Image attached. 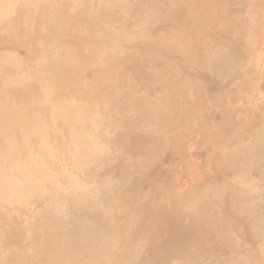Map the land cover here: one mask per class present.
<instances>
[{"label": "rangeland", "instance_id": "1", "mask_svg": "<svg viewBox=\"0 0 264 264\" xmlns=\"http://www.w3.org/2000/svg\"><path fill=\"white\" fill-rule=\"evenodd\" d=\"M7 1L0 264H264V0ZM17 19L26 20L18 38ZM25 44L36 53L22 55ZM58 57L79 70L69 73ZM53 75L61 89L50 98L44 88L33 106L35 81Z\"/></svg>", "mask_w": 264, "mask_h": 264}, {"label": "bare ground", "instance_id": "2", "mask_svg": "<svg viewBox=\"0 0 264 264\" xmlns=\"http://www.w3.org/2000/svg\"><path fill=\"white\" fill-rule=\"evenodd\" d=\"M1 1H3V0H1ZM6 1H7V0H6ZM11 1H12V0H11ZM11 1H10V2H11ZM18 1H19V0H18ZM18 1L16 0L15 2L17 3ZM20 1H24V0H20ZM20 1L18 2V4H16V3H15V4H16V5H19V3H21ZM25 1H26V0H25ZM25 1H24L23 3H25ZM57 1H58V3L61 2V0H60V1H59V0H51V1L49 0V1H48V4H46V5H47V6L50 5L49 7H50V8H53V6L55 5V3H56ZM66 1H67V0H66ZM70 1H71V0H70ZM76 1L79 2V0H76ZM76 1H75V2H76ZM135 1H136V0H135ZM4 2H5V0H4ZM7 2L9 3V1H7ZM26 2H29V1H26ZM32 2H33V1H32ZM53 2H54V3H53ZM63 2H64V1H63ZM67 2H69V1H67ZM71 2H74V0H72ZM155 2H156V1H155ZM161 2H162V1H161ZM30 3H31V2H30ZM30 3H29V4H30ZM44 3H45V2H44ZM85 3H86V2H85ZM106 3H107V2H106ZM5 4H6V3H5ZM10 4H11V3H10ZM12 4L15 6L14 1H13ZM56 4H57V3H56ZM66 4H67V3H66ZM70 4H71V3H70ZM72 4H73V3H72ZM77 4L79 5L80 2H79V3H76V5H77ZM89 4H90V3H89ZM89 4H88V5H89ZM168 4H169V3H168ZM182 4H183V3H182ZM6 5H7V4H6ZM23 5H24V4H22V6H23ZM25 5H28V4L26 3ZM30 5H31V4H30ZM59 5H60V4H59ZM68 5H69V4H68ZM73 5H74V4H73ZM73 5H72V6H73ZM78 5H77V6H78ZM99 5H100V4H99ZM101 5H102V4H101ZM117 5H118V4H117ZM11 6H12V5H11ZM62 6H63V5H62ZM62 6H61V7H62ZM2 7L4 8L3 5H2ZM7 7H8V6H7ZM19 7H20V5H19ZM24 7H25V6H24ZM28 7H30V6L28 5ZM42 7H44V6L42 5ZM54 7H55V6H54ZM74 7H76V6L74 5ZM79 7H80V6H79ZM157 7H158V8H161V7H162V4H161V3H158V4H157ZM262 7H263V5H262ZM15 8H16V6H15ZM15 8L13 7V9H10V10H12V11L14 12V11H15V10H14ZM44 8H45V7H44ZM44 8H42V9H44ZM47 8H48V7H47ZM55 8H56V7H55ZM58 8H59V7H58ZM62 8L64 9V7H62ZM70 8H71V7H70ZM24 9H25V8H24ZM32 9H34V7L31 8V9H29V10L31 11ZM38 9H40V8H37V10H38ZM42 9H41V10H38V11L35 10V12H36V11H37V12H40V11H42ZM48 9H49V8H48ZM67 9H69V8H66V9H64V10L66 11ZM71 9H72V8H71ZM92 9H93V8H92ZM5 10H6V9H5ZM10 10H9V9L7 10V13H8V14L11 12ZM16 10H17V9H16ZM26 10H27V8H26ZM64 10H63V12H65ZM77 10H78V9H77ZM90 10H91V9H90ZM142 10H143V9H142ZM156 10H157V9H156ZM170 10H171V9H170ZM8 11H10V12H8ZM23 11H24V10H23ZM27 11H28V10H27ZM30 11H29V13H30ZM52 11H53V10H52ZM13 12H11V13H13ZM32 12L35 13L34 11H32ZM49 12H51V11H49ZM81 12H82V11H81ZM98 12H100V11H98ZM146 12H147V11H146ZM14 13H16V12H14ZM14 13H13V14H14ZM26 13H28V12H26ZM54 13H55V12H54ZM61 13H62V12H61ZM66 13H68V12L66 11ZM72 13H73V12H72ZM88 13H89V12H88ZM147 13H148V12H147ZM149 13H150V12H149ZM16 14H17V13H16ZM37 14H38V13H36V15H37ZM52 14H53V12H52ZM76 14H77V13H76ZM85 14H87V13H85ZM89 14H90V13H89ZM27 15H28V14H27ZM30 15H35V14H30ZM30 15H28V16L30 17ZM57 15H58V14H57ZM65 15H66V14H65ZM73 15H74V14H73ZM73 15H72V16H73ZM90 15H92V14H90ZM149 15H150V14H149ZM166 15H167V14H166ZM250 15H254V17H253L254 19L252 18V19H253V23H256L257 21H259V20L262 18V17H261V13H260V15H259V14H250ZM11 16H13V15H11ZM42 16H43V15H42ZM88 16H89V15H88ZM116 16H117V15H116ZM151 16H152V15H151ZM162 16H163V14L161 15V17H162ZM29 17H28V18H29ZM34 17H36V16H34ZM51 17H52V15H51ZM56 17H58V16H56ZM56 17L54 16L55 19H56ZM10 18H12V17H10ZM89 18H90V17H89ZM141 18H142V17H141ZM60 19H61V18H60ZM60 19H59V20H60ZM67 19H68V18H67ZM250 19H251V18H250ZM6 20L8 21V19H6ZM9 20H10V19H9ZM19 20H20V21H19ZM119 20H120V19H119ZM17 21H18V23H16V26H15V33H14V34H16L15 37L18 38V34L21 35V32H23V31L25 30L23 24H25L26 20H23V19H22V20H21V19H17ZM27 21H28V20H27ZM34 21H35V20H34ZM53 22L56 23V20L53 21ZM57 22H58V19H57ZM60 22H61V21H60ZM64 22H65V21H64ZM161 22H162V21H161ZM168 22H169V21H168ZM22 23H23V24H22ZM55 23H54V24H55ZM9 24H10V23H9ZM48 24H49V23H48ZM56 24H57V25H56ZM56 24H55L56 26H59L61 23H60L59 25H58V23H56ZM71 24H72V23H71ZM159 24H160V23H158V25H159ZM10 25H11V24H10ZM29 25H30V24H29ZM55 25L53 26V28L55 27ZM102 25H103V24H102ZM167 25H168V24H167ZM0 26H1V25H0ZM34 26H35V25H34ZM49 26H50V24H49ZM61 26H62V25H61ZM64 26H65V25L63 24V28H65ZM159 26H160V25H159ZM47 27H48V26H47ZM50 27H51V26H50ZM10 28H11V27H10ZM30 28H31V27H30ZM33 28H34V27H33ZM33 28L31 29V31H33ZM58 28H59V27H58ZM105 28H106V27H105ZM150 28H151V27H150ZM253 28H254V29L251 30V35H252V37L256 40L257 37H258V26L253 25ZM61 29H62V28H61ZM159 29H160V28H159ZM51 30H52V29H51ZM51 30H49V31H51ZM67 30H68V29H67ZM167 30H168V29H167ZM10 31H11V29L9 30V32H10ZM82 31H83V30H82ZM132 31H134V30H132ZM5 32H6V31H5ZM25 32H26V31H25ZM103 32H104V31H103ZM141 32H142V31H141ZM141 32H140V33H141ZM154 32H155V31H154ZM156 32H157V31H156ZM33 33H34V32H33ZM63 33H64V32H63ZM144 33H145V32H144ZM14 34H13V35H14ZM53 34H54V32H53ZM53 34H51V36H49L48 38H50V37L52 38V36H53V37L57 36L56 34H54L55 36H54ZM61 34H62V32H61ZM156 34H157V33H156ZM261 34H262V33H261ZM49 35H50V33H49ZM81 35H82V34H81ZM43 36H44V35H43ZM63 36H64V35H63ZM107 36H108V35H107ZM137 36H138V35H137ZM154 36H155V35H154ZM58 37H59V36H58ZM58 37H57V38H58ZM100 37H101V35H100ZM122 37H123V36H122ZM263 37H264V36H263ZM263 37H262V38H263ZM95 38H96V37H95ZM101 38L103 39V36H102ZM55 39H56V37H55ZM46 40H47V39H46ZM97 40H99V39H97ZM148 40H149V39H148ZM12 41H13L14 43H17V42H18L17 40L14 41V38H12ZM16 41H17V42H16ZM49 41H50V40H49ZM56 41H57V40H56ZM13 42H11V43H13ZM45 42H47V41H45ZM96 42H97V41H96ZM132 42H133V41H132ZM150 42H151V40H150ZM97 43H98V42H97ZM49 44H50V43H49ZM57 44H58V43H57ZM57 44H56V45H57ZM30 45H31V46H29V45H28V46H29L30 48H32V44H31V43H30ZM47 46H48V45H47ZM63 46H64V44H63ZM101 46H102V45H101ZM34 47H35V46H34ZM34 47H33V48H34ZM36 47H37V46H36ZM53 47H54V46H53ZM53 47H52V48H53ZM60 47H61V46H60ZM19 48H20V47H19ZM24 48H25V49L27 48V47H26V44H25V46H23V49H24ZM30 48H28V49H30ZM33 48H32V49H33ZM43 48H44V47H43ZM48 48H49V47H48ZM57 48H58V47H57ZM113 48H114V47H113ZM21 49H22V48H21ZM23 49H22L21 51H23ZM28 49L24 50V53L22 54V55H25V57L27 56L26 52L28 51ZM32 49H30L31 53H33V52L36 50V48H35L33 51H32ZM45 49H46V48H45ZM53 49H54V48H53ZM83 49H84V48H83ZM38 50H39V49H38ZM38 50H37V51H38ZM49 50H50V49H49ZM51 50H52V49H51ZM30 51H29V53L27 52V53H28V57L30 56L29 54H31ZM50 52H51V51H50ZM53 52H54V51H53ZM62 52H63V51H62ZM103 52H104V51H103ZM105 52H106V51H105ZM14 53H15V52H14ZM34 53H36V51H35ZM44 53H45V52H44ZM109 53H110V52H109ZM12 54H13V53H12ZM39 54H40V53H39ZM54 54H55V53H54ZM57 54H58V52H57ZM112 54H113V52H112ZM1 55H2V54H1ZM66 55H67V56H66ZM66 55H65V60H66V57L69 56V53L66 54ZM102 55L104 56V54H102ZM217 55H218V54H217ZM41 56H43V55H41ZM59 56H60V54H59ZM226 56H227V55H226ZM234 56H235V55H234ZM33 57H34V54H33ZM62 57H64V56H62ZM228 57H229V56H228ZM58 58H59V57H58ZM58 58H57V59H58ZM71 58H72V57H71ZM71 58H70V59H71ZM53 59H54V58H53ZM59 59H60V62H59L58 60H57V61L60 63L59 66H61V68H63V69L66 70L69 66H72V65H70V63L72 62L71 60H68L69 62L71 61L70 63H68L67 61H63V60L61 59V57H60ZM105 59H106V58H105ZM215 59H216V58H215ZM219 59H220V58H219ZM226 59H227V57H226ZM54 60H56V59H54ZM236 60H238L237 63H239L240 58H237V57H236ZM25 61H27V60L25 59ZM222 61H224V60H222ZM48 62H49V61H48ZM66 62H67V63H66ZM207 62H208V59H207ZM211 62H212V64H213L214 61H211ZM211 62H210V63H211ZM217 62H218V60H217ZM59 63H58V64H59ZM224 63H225V62H224ZM237 63H236V64H237ZM33 64H34V63H33ZM55 64H56V62H55ZM58 64H57V65H58ZM208 64H209V63H208ZM225 64H226V63H225ZM231 64H232V62H231ZM217 65H218V64H217ZM22 66H23V65H22ZM22 66L20 67L21 69L24 67V66H23V67H22ZM54 66H55V65H54ZM59 66H58V68H59ZM102 66H103V65H102ZM41 67H43V66H41ZM36 68H38V67H36ZM45 68H46V67H45ZM48 68H49V67H48ZM75 68L78 69V68H80V66L78 65V68L75 66ZM91 68H92V67H91ZM38 69H39V68H38ZM68 69H70V68H68ZM76 69L73 70V69L71 68V69H70L71 71L69 70V73H70V72L72 73V71H75V72H73L72 74L76 73V72H77ZM224 69H226V68H224ZM41 70H42V69H41ZM41 70H40V71H41ZM52 70H53V69H52ZM78 70H79V69H78ZM93 70H95V69H93ZM93 70H92V71H93ZM53 71H55V70H53ZM59 71H60V70H59ZM66 71H67V70H66ZM208 71H209V70H208ZM223 71H224V70H223ZM10 72H11V71H10ZM45 72H46V70H45ZM56 72H58V70H57ZM161 72H162V71H161ZM47 73H49V72L47 71ZM10 74L13 75L12 72H11ZM44 74H45V73H44ZM54 74H55V73H54ZM72 74H71V75H72ZM91 74H92V73H91ZM11 75H8V76L10 77V78H9V81H10V79H11ZM34 75L36 76V74H34ZM38 75L41 76V77H43L42 74H41L40 72H39ZM66 75H67V74H66ZM76 75H77V74H76ZM13 76L16 77V75H13ZM13 76H12V78L14 79ZM39 76H38V77H39ZM48 76H49V75H47V77H48ZM55 76H56V75H55ZM55 76L53 75L52 79H53ZM84 76H85V75H84ZM86 76H87V75H86ZM6 77H7V76H6ZM30 77H31V76H30ZM45 77H46V76H45ZM18 78H19V76H18ZM24 78L26 79L27 77L25 76ZM32 78H33V77L30 78V81H31ZM60 78H61V77H60ZM13 79H11V81H12ZM35 79H36V78H35ZM39 79H40V78H39ZM41 79H42V78H41ZM47 79H49V78H47ZM14 80H15V79H14ZM33 80H34V79H33ZM33 80H32V81H33ZM54 80H55V81H54ZM262 80H264V79H262ZM6 81H7V80H6ZM6 81H4V82H6ZM19 81H20V80H18L17 82H19ZM58 81H59V80H56V78H54L53 80H51V79H50V80H46L45 82H44V81H40V82H36V81H35V84H38V85H35V87H34V88H35V92L32 91V92L35 93V95L33 96L34 98L31 99V101L33 100V102H32L33 106H34V101H37L38 98L43 97L44 94L46 93V92L44 91V88H46V90H50V89H51L50 93H49V94L46 93L47 96H45V97H49V96H50V98H51V94L55 91L54 86L56 87V89L60 86V89H61V85H62V84H59L60 82H58ZM7 83H10V82L7 81ZM13 83H14V82H13ZM20 83L23 84L24 82L20 81ZM30 83H31V82H30ZM30 83H28V85L31 86L33 82H32L31 84H30ZM26 85H27V83H26ZM28 85H27V87H28ZM67 85H68V84H67ZM24 86H25V85H24ZM30 86H29V88H30ZM81 86H82V85H81ZM1 87H2V86H1ZM32 87H33V85H32ZM32 87H31V89H32ZM10 89H11V88H10ZM19 89H20V88H19ZM22 89H23V88H22ZM24 89H25V88H24ZM31 89H30V91H31ZM69 90H70V89H69ZM30 91H29V92H30ZM15 92H17V91H15ZM15 92H14V93H15ZM24 92H25V90H24ZM44 92H45V93H44ZM145 92H146V91H145ZM19 93H22V92L20 91ZM42 93H44V94H42ZM0 94H1V92H0ZM147 94H148V93H147ZM3 95H4V94H3ZM15 95H16V94H15ZM53 95H54V94H52V96H53ZM1 96H2V95H1ZM1 96H0V97H1ZM31 96H32V95H31ZM54 96H55V95H54ZM6 97H7V96H6ZM6 97H5V98H6ZM18 97H19V94H18ZM1 98L3 99L4 96H2ZM5 98H4V99H5ZM7 98H8V97H7ZM60 98H61V97H60ZM4 99H3V100H4ZM41 99H42V98H41ZM63 99H64V98H63ZM3 100H1V101L4 102ZM21 100H22V99H21ZM22 101H23V100H22ZM27 101H28V100H27ZM31 101H28V102L31 103ZM38 101H40V102L42 103L41 100H38ZM49 101H50V100H49ZM2 102H1V103H2ZM54 102H55V101H54ZM17 103H18V102H17ZM19 103H20V102H19ZM19 103H18V104H19ZM49 103H50V104L52 103L51 105H53V102H52V101L49 102ZM49 103H47V104H49ZM59 103H60V102H59ZM130 103H131V101H130ZM22 104H23V102H22ZM26 104H27V103H26ZM44 104H45V103H44ZM44 104H43V105H44ZM47 104H46V105H47ZM56 104H58V103L56 102L55 105H56ZM60 104H62V103H60ZM27 105H28V104H27ZM39 105H40V104H39ZM39 105H38V106H39ZM55 105H54V106H55ZM0 106H3V105L0 104ZM33 106H32L31 109L34 108ZM38 106H37V107H38ZM54 106H53V107H54ZM56 106H57V105H56ZM56 106H55V107H56ZM158 106H159V105H158ZM3 107H4V106H3ZM25 107H26V105H25ZM27 107H28V106H27ZM27 107H26V109H27ZM42 107H43V106H42ZM45 107H46V106H45ZM49 107H50V106H49ZM49 107H48V108H49ZM58 107H60V105H58ZM65 107H67V106H65ZM0 108H1V107H0ZM51 108H52V107H51ZM83 108H84V107H83ZM86 108H87V107H86ZM90 108H91V107H90ZM94 108H96V107L94 106ZM26 109H25V110H26ZM38 109L40 110V108H38ZM43 109H44V108H43ZM43 109H41V110H43ZM46 109H47V108H45V110H46ZM49 109H50V108H49ZM53 109H54V108H53ZM84 109H85V108H84ZM170 109H171V108H170ZM45 110L42 111V112H39V113L42 114L43 112H45ZM63 110H64V109H63ZM225 110H226V109H225ZM13 111H14V110H13ZM27 111H28V109H27ZM27 111H26V113H27ZM30 111H31V110H30ZM36 111H37V110H36ZM49 111H50V110H49ZM11 112H12V111H11ZM15 112H16V110H15ZM31 112H32V111H31ZM59 112H60V108H59ZM61 112H63V111H61ZM87 112H88V111H87ZM148 112H149V111H148ZM2 113H3V112H2ZM9 113H10V112H9ZM23 113H24V112H23ZM33 113H34V112H33ZM37 113H38V112H37ZM46 113H47V112H46ZM50 113H51V114H54V113H53V110L50 111ZM80 113H81V112H80ZM140 113H141V112H140ZM11 114H12V113H10V116H12V115L14 116L15 113H13L12 115H11ZM43 114H45V113H43ZM47 114H48V113H47ZM47 114H46V115H47ZM99 114H100V113H99ZM46 115H45V116H46ZM49 115H50V114H49ZM59 115H61V113H59ZM130 115H131V114H130ZM20 116H21V115H20ZM51 116H52V115H51ZM56 116H57V115H56ZM61 116L64 117V115H61ZM61 116H60V117H61ZM15 117H16V115H15ZM17 117H18V116H17ZM28 117H29V116H28ZM43 117H44V116H43ZM63 117H62V118H63ZM11 118H12V117H11ZM55 118H56V117H55ZM13 119H14V118H13ZM27 119H29V118H27ZM46 119H48V117L45 118V120H46ZM70 119H71V118H70ZM139 119H140V118H139ZM228 119H229V118H228ZM8 120H9V119H8ZM11 120H12V119H11ZM11 120H9V121H11ZM14 120H16V119H14ZM34 120H35V119H34ZM45 120H44V121H45ZM57 120H58V119H57ZM82 120H83V119H82ZM234 120H237V118L235 119V117H234ZM263 120H264V119H263ZM0 121H1V120H0ZM59 121H60V118H59ZM145 121H146V120H145ZM231 121H232L231 123H233V125H236V124H234L235 121L233 122L232 117H231ZM238 121H239V120H238ZM238 121H236V122H238ZM12 122H13V121H12ZM14 122H15V121H14ZM36 122H37V121H36ZM34 123H35V121H34ZM17 124H18V122H17ZM31 124H32V123H31ZM45 124H46V123H45ZM3 125H4V123H3ZM22 125H23V123H22ZM39 125H40V124H39ZM56 125H57V124H56ZM4 126H7V127H8V125H4ZM4 126H3V129L5 128ZM33 126H34V125H33ZM35 126H36V124H35ZM53 126H54V125H53ZM53 126H52V127H53ZM19 127H20V126H19ZM37 127H38V122H37ZM81 127H82V126H81ZM81 127H80V129H81ZM1 128H2V127H1ZM1 128H0V129H1ZM16 128H17V127H16ZM51 129H52V128H51ZM54 129H56V128H54ZM54 129H53V130H54ZM82 129L87 130L86 128H83V127H82ZM123 129H124V128H123ZM85 130H84V131H85ZM263 130H264V129H263ZM0 131H2V130H0ZM4 131H5V130H4ZM57 131H58V130H57ZM57 131H56V132H57ZM62 131H63V130H62ZM84 131H83V132H84ZM99 131H100V130H99ZM72 132H73V131H72ZM81 132H82V131H81ZM81 132H80V134H81ZM150 132H152V131H150ZM102 134H103V133H102ZM152 134H153V133H152ZM156 134H157V133H156ZM263 134H264V131H263ZM1 135H2V134H1ZM53 135H54V133H53ZM66 135H67V134H66ZM83 135H84V134H83ZM83 135H80V136H83ZM89 135H90V134H89ZM141 135H142V134H141ZM147 135H148V134H147ZM161 135H162V134H161ZM5 136H6V135H5ZM5 136H4V137H5ZM21 136H22V135H21ZM77 136H78V135H77ZM143 136H144V135H143ZM148 136H149V135H148ZM2 137H3V136H2ZM2 137H1L0 139H2ZM54 137H55V136H54ZM135 137H137V136H135ZM138 137H139V136H138ZM150 137H151V135H150ZM7 138H8V137H7ZM14 138H16V137H14ZM46 138H47V137H46ZM49 138H50V136H49ZM57 138H58V137H57ZM64 138H65V137H64ZM158 138H159V137H158ZM16 139H17V138H16ZM19 139H21V138H19ZM84 139H85V138H84ZM145 139H146V138H145ZM152 139H153V135H152ZM263 139H264V136H263ZM5 140H6V137H5V139H3V141H2V140H1V141L4 142ZM8 140L10 141V139H8ZM42 140H43V139H42ZM42 140H41V142H42ZM44 140H45V139H44ZM51 140H52V139H51ZM15 141H18V139L15 140ZM84 141H86V140H84ZM6 142H7V141H6ZM126 142H127V141H126ZM0 143H1V142H0ZM39 143H40V142H39ZM5 144H7V143H5ZM5 144L3 143V146H4ZM8 144H10V143H8ZM20 144H21V143H20ZM43 144H44V143H43ZM0 145H1V144H0ZM37 145H38L39 147L42 146V144L39 145L38 143H37ZM5 146H6V145H5ZM9 146H10V145H9ZM33 146H34V145H33ZM6 147H7V146H6ZM15 147H16V146H15ZM133 147H134V146H133ZM8 148H10V147H8ZM34 148H35V147H34ZM34 148H33V149H34ZM37 148H38V147H37ZM135 148H136V147H135ZM41 149H42V148H41ZM119 149H120V148H119ZM2 150H3V149L1 148V151H2ZM11 150H12V149H11ZM23 150H24V149H23ZM25 150H26V149H25ZM31 150H32V149H31ZM34 150H35V149H34ZM34 150H33V153H32L33 155H34ZM53 150H54V149H53ZM70 150H71V149H70ZM36 151H37V150H36ZM38 151L41 152L42 150H39V149H38ZM136 151H137V150H136ZM161 151H162V150H161ZM5 152H6V149H5ZM42 152H43V151H42ZM42 152H41V154H42ZM44 152H45V150H44ZM0 153H1V152H0ZM70 153H71V152H70ZM93 153H94V152H93ZM36 154L38 155L39 152L36 153ZM41 154H40V155H41ZM121 154H122V153H121ZM2 155H3V154H2ZM42 155H45V153L42 154ZM47 155H48V153H47ZM127 155H128V154H127ZM34 156H36V155H34ZM122 156H123V155H122ZM2 157H3V156H2ZM2 157H0V159H1ZM38 157L40 158L41 156L38 155ZM126 157H127V156H126ZM41 158H44V156L41 157ZM47 158H48V157L46 156L45 159H47ZM49 158H50V157H49ZM36 159H37V157H36ZM117 159H118V158H117ZM40 160H41V159H40ZM0 161H1V160H0ZM38 161H39V160H38ZM51 161H52V160H51ZM18 162H19V161H18ZM43 162H45V164H46V161H45V160H43ZM48 162H49V161H48ZM117 162H118V161H117ZM252 162H253V161H252ZM0 163H2V162H0ZM13 163H15V161L12 162V164H13ZM36 163H37V161H36ZM66 163H67V161H66ZM159 163H160V162H159ZM9 164H10V163H9ZM17 164H18V163H17ZM118 164H119V163H118ZM20 165H21V164H20ZM37 165H40V164L38 163ZM43 165H44V163H43ZM112 165H113V164H112ZM6 166H8V165H6ZM6 166H5V167H6ZM13 166H14V165H13ZM35 166H36V164H35ZM35 166H34V167H35ZM41 166H42V165H41ZM0 167H1V166H0ZM5 167H4V168H5ZM11 167H12V166H11ZM15 167H16V166H15ZM17 167H18V166H17ZM36 167H37V166H36ZM42 167H44V166H42ZM45 167H46V166H45ZM47 167H48V165H47ZM2 168H3V167H2ZM2 168H1V169H2ZM8 168H9V167H8ZM13 168H14V167H13ZM22 168H23V167H22ZM111 168H112V167H111ZM1 169H0V170H1ZM6 169H7V168H6ZM6 169H5V171H8V170H11L12 168H11V169H8V170H6ZM16 169H17V168H16ZM40 169H41V167H40ZM40 169H39V170H40ZM36 170H37V169H36ZM107 170H109V169H107ZM110 170H111V169H110ZM1 171H2V170H1ZM20 171H21V170H20ZM23 171H24V170H23ZM32 171H33V170H32ZM37 171H38V170H37ZM40 171H41V170H40ZM49 171H50V170H49ZM10 172H15V170L10 171ZM28 172H29V171H28ZM30 172H31V171H30ZM38 172H39V171H38ZM47 172H48V171H47ZM105 172H106V171H105ZM228 172H229V171H228ZM0 173H1V172H0ZM15 173H16V172H15ZM33 173H34V171H33ZM44 173H45V172H44ZM95 173H96V172H95ZM132 173H133V172H132ZM6 174H7V173H6ZM35 174H36V173H35ZM46 174H47V173H46ZM49 174H50V173H49ZM96 174H97V173H96ZM7 175H8V174H7ZM17 175H18V174H17ZM19 175H20V174H19ZM37 175H39V173H38ZM41 175H42V174H41ZM98 175H99V174H98ZM9 176H10V175H9ZM14 176H16V175H14ZM42 176H43V175H42ZM90 176H91V175H90ZM99 176H100V175H99ZM111 176H112V175H111ZM24 177H25V176H24ZM127 177H128V176H127ZM7 178H8V176H7ZM10 178H11L12 180L15 178V177H12V173H11V177H10ZM28 178H29V177H28ZM31 178H32V177H31ZM38 178H39V177H38ZM49 178H50V177H49ZM147 178H148V177H147ZM41 179H42V177H41ZM44 179H45V177H44ZM111 179H112V178H111ZM130 179H131V178H130ZM134 179H135V178H133V181L135 182ZM33 180H34V179H33ZM128 180H129V179H128ZM222 180H223V179H222ZM13 181H14V180H13ZM18 181H19V180H18ZM22 181H23V180H22ZM24 181H25V179H24ZM29 181H30V180H29ZM35 181H37V180H35ZM118 181H119V180H118ZM139 181H140V180H139ZM139 181H138V182H139ZM20 182H21V181H20ZM30 182H31V181H30ZM48 182H50V181L48 180ZM53 182H54V181H53ZM53 182H52V183H53ZM25 183H26V182H25ZM131 183H133V182H131ZM20 184H21V183H20ZM39 184H40V183H39ZM39 184H37V185H39ZM244 184H245V183H244ZM126 185H127V184H126ZM24 186H25V185H24ZM26 186H27V185H26ZM30 186L32 187V184H31V183H30ZM98 186H100V185H98ZM238 187H239V186H238ZM34 188H35V187H34ZM37 188H38V187L36 186V189H37ZM44 188H45V187H44ZM124 188H126V187H124ZM135 188H136V187H135ZM58 189H61V188L58 187ZM121 189H123V188H121ZM237 189H238V188H237ZM32 190H34V189H32ZM38 190H39V189H38ZM38 190H37V191H38ZM46 190L49 191L50 189H47V188H46ZM54 190H55V189H54ZM56 190H57V188H56ZM230 190H231V189H230ZM18 191H19V190H18ZM43 191H45V190H42V192H43ZM123 191H124V190H123ZM238 191H239V190H238ZM29 192H30V191H29ZM35 192H36V191H35ZM45 192H46V191H45ZM57 192H58V191H57ZM121 192H122V191H121ZM229 192H230V191H229ZM25 193H26V192H25ZM49 193H50V192H49ZM52 193H53V192H52ZM58 193H59V192H58ZM223 193H224V192H223ZM34 194H35V193H34ZM53 194H55V192H54ZM236 194H237V192H236ZM239 194H240V193H238V195H239ZM244 194H245V193H244ZM244 194H242V195H244ZM37 195H38V194H37ZM39 195H41V193H40ZM39 195H38L37 197H39ZM49 195H50V194H49ZM59 195H62V194H59ZM238 195H237V196H238ZM242 195L240 194V197H241ZM247 195H248V194H247ZM41 196H42V195H41ZM43 196H44V198H45V197H46V193H45ZM47 196H48V195H47ZM50 196H51V195H50ZM251 196H254V194H252ZM30 197H31V196H30ZM37 197H35V198L37 199ZM69 197H70V196H69ZM39 198H40V197H39ZM55 198H56V197H55ZM55 198H54V199H55ZM57 198H58V197H57ZM142 198H143V197H142ZM236 198H237V197H236ZM242 198H243V197H241V199H240L241 201H242ZM20 199H21V198H20ZM20 199H19V200H20ZM47 199H48V198H47ZM66 199H67V198H66ZM115 199H116V198H115ZM117 199H118V198H117ZM144 199H145V198H144ZM50 200H51V199H50ZM67 200H68V202H72V200L69 201V198H68ZM146 200H147V199H146ZM235 200H236V199H235ZM23 201H24V200H23ZM35 201H36V200H35ZM39 201H40V200H39ZM144 201H145V200H144ZM47 202H48V201H47ZM15 203H16V202H15ZM27 203H28V202H27ZM33 203H35V202H33ZM42 203H43V202H42ZM213 203H214V202H213ZM54 204H55V203H54ZM19 205H20V204H19ZM31 205H32V204H31ZM41 205H42V204H41ZM28 206H29V205H28ZM46 206H47V205H46ZM127 206H128V205H127ZM117 207H118V206H117ZM239 207H240V206H239ZM17 208H18V207H17ZM20 208H21V207H19V210H20ZM25 208H27V206H26ZM93 208H94V207H93ZM27 209H28V208H27ZM27 209H26V210H27ZM33 209H34V208H33ZM41 209H43V208H41ZM48 209H49V208H48ZM120 209H121V208H120ZM26 210L23 209V211H26ZM44 210H45V209H44ZM44 210H43V211H44ZM56 210H57V208H56ZM90 210H91V209H90ZM30 211H31V210H29V212H30ZM41 211H42V210H41ZM18 212H19V211H18ZM44 212H45V211H44ZM19 213H20V212H19ZM21 213H22V210H21ZM51 213H52V212H51ZM88 213H89V212H88ZM98 213H99V212H98ZM254 213H255V212H254ZM26 214H29V213H26ZM95 214H96V213H95ZM106 214H107V213H106ZM112 214H113V213H112ZM10 215H11V214H10ZM54 215H55V214H54ZM71 215H73V213H72ZM74 215H76V214H74ZM93 215H94V214H93ZM253 215H254V214H253ZM22 217H23V216H22ZM53 217H54V216H53ZM53 217H52V218H53ZM134 217H135V216H134ZM25 218H26V217H25ZM42 218H43V217H42ZM55 218H56V217H55ZM139 218H140V217H139ZM36 219H37V218H36ZM49 219H50V217H49ZM152 219H153V218H151V220H152ZM254 220H255V219H254ZM36 221H37V220H36ZM47 221H48V220H47ZM81 221H82V220H81ZM95 221H96V220H95ZM125 221H126V220H125ZM132 221H134V220H132ZM38 222H39V221H38ZM55 222H56V221H55ZM123 222H124V221H123ZM145 222H146V221H145ZM242 222H243V221H242ZM246 222H248V221H246ZM76 223H77V222H76ZM113 223H114V222H113ZM146 223H148V222H146ZM243 223H244V222H243ZM114 224H115V223H114ZM123 224H124V223H123ZM130 224H131V223H130ZM246 224H248V223H246ZM16 225H17V224H16ZM39 225H40V224H39ZM64 225H66V224H64ZM95 225H96V224H95ZM243 225H244V224H243ZM54 226H55V225H54ZM246 226H247V225H246ZM37 227H38V226H37ZM67 227H68V225H67ZM132 227H133V226H132ZM43 228H44V227H43ZM50 228H51V227H50ZM54 228H55V227H54ZM123 228H124V227H123ZM142 228H143V227H142ZM113 229H114V228H113ZM120 229H121V227H120ZM254 229H255V228H254ZM18 230H19V229H18ZM20 230H21V229H20ZM170 230H171V228H170ZM13 231H14V230H13ZM15 231H16V230H15ZM51 231H52V229H51ZM75 231H76V230H75ZM100 231H101V230H100ZM100 231H99V232H100ZM126 231H127V230H126ZM108 232H110V231H108ZM68 233H69V232H68ZM257 233H259V232H257ZM261 233H263V232H261ZM88 234H90V233H88ZM98 234H99V233H98ZM109 234H110V233H109ZM120 234H121V233H120ZM142 234H143V233H142ZM250 234H251V233H250ZM252 234H253V233H252ZM254 234H255V233H254ZM12 235H13V234H12ZM20 235H21V234H20ZM72 235H73V234H72ZM83 235H84V234H83ZM111 235H112V233H111ZM257 235H258V234H257ZM96 236H97V235H96ZM99 236H101V235H99ZM99 236H98V237H99ZM121 236H122V235H121ZM196 236H197V235H196ZM14 237H15V236H14ZM64 237H65V236H64ZM88 237H90V236H88ZM91 237L93 238V236H91ZM138 237H139V236H138ZM143 237H144V235H143ZM19 238H20V237H19ZM136 238H137V237H136ZM162 238H163V237H162ZM199 238H200V237H199ZM15 239H16V238H15ZM41 239H42V238H41ZM70 239H71V238H70ZM87 239H88V238H87ZM122 239H123V238H122ZM143 239H144V238H143ZM6 240H7V239H6ZM82 240H83V239H82ZM85 240H86V239H85ZM100 240H101V239H100ZM106 240H107V239H106ZM163 240H164V239H163ZM165 240H166V239H165ZM165 240H164V241H165ZM36 241H37V240H36ZM39 241H40V240H39ZM42 241H43V240H42ZM83 241H84V240H83ZM93 241H94V239H93ZM122 241H123V240H122ZM145 241H146V240H145ZM5 242H6V241H5ZM85 242H87V241H84V243H85ZM106 242H107V241H106ZM192 242H193V241H192ZM20 243H22V242H20ZM39 243H40V242H39ZM41 243H42V242H41ZM69 243H70V242H69ZM94 243H95V242H94ZM94 243H93V244H94ZM234 243H235V241H234ZM18 244H19V243H18ZM60 244H61V243H60ZM85 244H86V243H85ZM87 244H89V243H87ZM161 244H162V243H161ZM202 244H203V243H202ZM232 244H233V243H232ZM236 244H237V243H236ZM22 245H23V243H22ZM29 245H30V244H29ZM33 245H34V244H32V247H33ZM95 245H96V244H95ZM95 245L92 246V247H95ZM147 245H148V244H147ZM237 245H238V244H237ZM19 246H20V245H19ZM81 246H82V245H81ZM85 246H86V245H85ZM152 246H153V245H152ZM183 246H184V245H183ZM34 247H35V246H34ZM184 247H185V246H184ZM184 247H183V248H184ZM86 248H88V247H86ZM177 248H178V247H177ZM83 249H85V247H83ZM89 249H90V248H89ZM107 249H108V248H107ZM111 249H112V248H111ZM131 249H132V248H131ZM120 250H121V249H120ZM144 250H145V248H144ZM183 250H184V249H183ZM21 251H22V250H21ZM44 251H45V250H44ZM83 251H84V250H83ZM86 251H89V250H86ZM146 251H147V250H146ZM184 251H185V250H184ZM67 252H68V251H67ZM63 253H64V252H63ZM78 253H79V252H78ZM88 253H89V252H88ZM93 253H95V252H93ZM117 253L119 254V252H117ZM128 253H129V252H128ZM134 253H135V252H134ZM56 254H57V253H56ZM75 254H76V252H75ZM104 254H106V253H104ZM132 254H133V253H132ZM140 254H141V253H140ZM140 254H139V256H140ZM146 254H147V253H146ZM40 255H41V254H40ZM52 255H53V254H52ZM79 255H80V253H79ZM42 256H43V255H42ZM72 256H74V255H72ZM77 256H78V255H77ZM82 256H83V255H82ZM94 256H95V255H94ZM107 256H108V255H107ZM134 256H135V255H134ZM148 256H149V254H148ZM18 257H19V256H18ZM21 257H22V256H21ZM47 257H48V256H47ZM109 257H110V256H109ZM109 257H108V258H109ZM122 257H123V256H122ZM141 257H142V255H141ZM43 258H44V257H43ZM50 258H51V257H50ZM138 258H139V257H138ZM53 259H54V258H53ZM109 259H111V258H109ZM137 260H138V259H137ZM137 260L135 259V262H136ZM140 260L142 261V259H140ZM38 261H39V260H38ZM159 261H160V260H159ZM121 262H122V261H121ZM124 262H125V261H124ZM149 262H150V261H149ZM70 263H71V262H70ZM106 263H107V262H106ZM112 263H113V261H112ZM119 263H120V262H119ZM122 263H123V262H122ZM129 263H130V262H129ZM107 264H108V263H107ZM136 264H137V263H136Z\"/></svg>", "mask_w": 264, "mask_h": 264}]
</instances>
